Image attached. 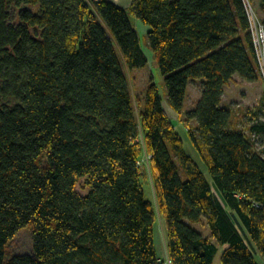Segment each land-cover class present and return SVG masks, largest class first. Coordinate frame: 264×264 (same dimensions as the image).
<instances>
[{
  "label": "trees",
  "instance_id": "obj_1",
  "mask_svg": "<svg viewBox=\"0 0 264 264\" xmlns=\"http://www.w3.org/2000/svg\"><path fill=\"white\" fill-rule=\"evenodd\" d=\"M130 1L0 0V264H163L144 151L169 264H214L218 243L222 264H262L264 112L240 125L222 104L234 75L262 79L243 0ZM130 13L149 26L175 113L200 81L184 120L214 185L184 152L154 77L132 94L128 72L148 58ZM257 14L264 23V0ZM24 228L31 250L9 252Z\"/></svg>",
  "mask_w": 264,
  "mask_h": 264
},
{
  "label": "rangeland",
  "instance_id": "obj_2",
  "mask_svg": "<svg viewBox=\"0 0 264 264\" xmlns=\"http://www.w3.org/2000/svg\"><path fill=\"white\" fill-rule=\"evenodd\" d=\"M254 6V2L252 1ZM256 9V8H255ZM132 22L135 23V16L133 13H130ZM141 44L145 54L147 55L148 62L144 67L137 68L128 72V78L130 79V89H132V94L135 97H143L145 92V87L149 82V78L154 77V82L159 90L160 97L162 99L163 109L166 110V113L172 122L175 131H178L184 147V152L187 155H190L195 162L198 164L200 170L206 175L207 180L214 185L211 179L210 174L207 172L206 164L204 163L202 156L197 152L196 148L191 142L189 131L186 128V122L184 118L187 113L197 104L198 99L200 98V81L191 82L187 85V94L183 106V113H175L173 109L170 108L168 99H167V90L164 84V77L161 75L158 66H156L155 61L153 60V55L147 44L146 34H143L141 31L137 30ZM264 96V82L260 78L253 82H247L244 79L240 78L238 75H234V78L230 83L225 87L223 93L222 104L226 107L233 108L235 114V122L244 125V120L246 117L243 115V112L252 108L254 104L258 101L259 97ZM192 129L196 125L195 120H189L188 124ZM142 143V140H139ZM151 155L148 152L144 151L142 158L139 160L141 166V177L143 182V188H145V195L147 199H150L153 203L154 209L156 210L157 222L155 224V243L156 249L159 254L160 260L163 264H169L167 254H166V243H165V232L164 224L161 220L160 210L157 209V199L155 195V188L153 187V180L150 175L151 166H149V160ZM175 162L177 163L176 157H174ZM200 231L206 233L205 226H197ZM32 238L30 237V229L24 228L16 233L14 239L10 241L8 245V250L11 253L17 252H28L31 250ZM218 252L213 259L214 264H222L220 260L221 255V244L218 243ZM257 260L264 264V259L261 256H257Z\"/></svg>",
  "mask_w": 264,
  "mask_h": 264
},
{
  "label": "built area",
  "instance_id": "obj_3",
  "mask_svg": "<svg viewBox=\"0 0 264 264\" xmlns=\"http://www.w3.org/2000/svg\"><path fill=\"white\" fill-rule=\"evenodd\" d=\"M243 3L244 7H246L247 17L249 18V29L258 61H260L262 80L264 82V23L255 11L251 0H243Z\"/></svg>",
  "mask_w": 264,
  "mask_h": 264
},
{
  "label": "crops",
  "instance_id": "obj_4",
  "mask_svg": "<svg viewBox=\"0 0 264 264\" xmlns=\"http://www.w3.org/2000/svg\"><path fill=\"white\" fill-rule=\"evenodd\" d=\"M108 1L113 2L115 4H118L120 7L126 8V9L131 5L130 0H108ZM252 1L254 2V6H255L257 12H259L260 0H252ZM135 23H136V27L133 23L135 29L141 31L143 34H146V38H147V34H148L147 32L149 31V26L145 25L143 22H141L140 20H137V19H135ZM260 102H261V97H259L258 101L254 104V106L252 108H249L250 112H252L254 108L260 107L261 108L260 110L263 113L264 112V106L261 105ZM246 111H248V110H246ZM256 149L264 150V138H262L261 140H259L258 143H256ZM197 226H198V224L195 225V227L198 229Z\"/></svg>",
  "mask_w": 264,
  "mask_h": 264
}]
</instances>
